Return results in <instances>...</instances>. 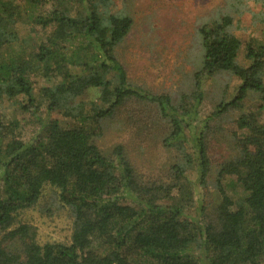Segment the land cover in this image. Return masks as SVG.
Instances as JSON below:
<instances>
[{"label": "trees", "instance_id": "1", "mask_svg": "<svg viewBox=\"0 0 264 264\" xmlns=\"http://www.w3.org/2000/svg\"><path fill=\"white\" fill-rule=\"evenodd\" d=\"M124 2L0 0V264H264V45L234 35L228 5L196 22L188 81L152 92L118 58L133 25ZM223 74L239 83L199 118L204 82ZM128 103L155 120L172 157L163 177L98 144ZM232 110L233 153L212 168L210 121ZM28 210L66 213L69 241L40 243Z\"/></svg>", "mask_w": 264, "mask_h": 264}, {"label": "rangeland", "instance_id": "2", "mask_svg": "<svg viewBox=\"0 0 264 264\" xmlns=\"http://www.w3.org/2000/svg\"><path fill=\"white\" fill-rule=\"evenodd\" d=\"M124 4L132 14L133 25L117 48L118 58L129 82L152 92H171L188 81L196 66L188 51L193 42L194 21L202 22L219 9L223 12L228 5L239 6L231 11L234 35L243 41L256 39L257 44L264 45V30L256 29L252 23L253 13L263 10L260 0H125ZM18 26L20 35L26 36L28 25L21 23ZM238 83L239 80L228 74L206 80L199 118L214 110L223 86L227 87L229 97ZM248 104L253 105V100L244 103ZM4 109L7 117L15 113L8 103H4ZM237 114L238 111L232 110L210 121L207 145L212 168L233 153L229 139ZM117 118L121 123H113L98 144L103 149L116 143L123 144L142 177H163L166 164L172 157L160 146L159 140L150 136L159 133L152 125L155 120L151 114L147 115L146 110L128 103L121 108ZM228 181L225 180L224 188L232 193L237 186L226 184ZM209 190L212 194L213 186ZM20 220L35 226L40 243L69 241L70 220L64 212L43 216L35 210H28L20 216Z\"/></svg>", "mask_w": 264, "mask_h": 264}, {"label": "crops", "instance_id": "3", "mask_svg": "<svg viewBox=\"0 0 264 264\" xmlns=\"http://www.w3.org/2000/svg\"><path fill=\"white\" fill-rule=\"evenodd\" d=\"M129 11V10H128ZM130 14H131V12H130ZM131 16H132V14H131ZM133 18V17H132ZM196 21H197V19H196ZM196 21H194V27H195V25H196ZM194 27H193V30H192V33L194 32Z\"/></svg>", "mask_w": 264, "mask_h": 264}]
</instances>
